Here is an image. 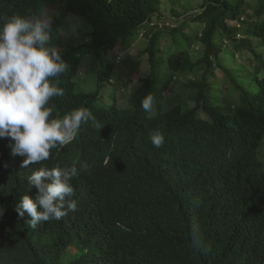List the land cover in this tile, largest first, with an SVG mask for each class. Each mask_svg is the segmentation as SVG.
I'll return each mask as SVG.
<instances>
[{
	"label": "trees",
	"instance_id": "trees-1",
	"mask_svg": "<svg viewBox=\"0 0 264 264\" xmlns=\"http://www.w3.org/2000/svg\"><path fill=\"white\" fill-rule=\"evenodd\" d=\"M188 1L67 0V7L54 16L56 23L67 11L87 17L93 31L91 41L77 47L80 53L84 45L95 50H114L119 45L128 54L136 31L139 35L143 29L142 38L149 44L134 50L138 56L148 57L152 70L212 69L209 55L218 51L215 39L232 34L227 21L237 17L245 1L203 0L202 12H190L199 0ZM254 2L258 13H264V0ZM190 22L204 27L196 28ZM165 35L177 47L167 60H161ZM195 43L204 46L197 60L190 51ZM118 57L107 59L99 81L113 79L121 71L132 82L138 59ZM140 82L130 96V107L118 112L112 106L106 116V123L118 116L115 123L123 132L121 155L131 164L112 174L115 186L128 191L116 205L120 224L114 229L110 215L93 212L89 196L73 183L77 210L32 229L30 217H20L16 206L25 195L35 199L37 190L28 177L41 167L51 169L50 165L41 161L24 168L25 157L13 156L9 146L0 144V211L4 210L0 216V264H264V165L256 156L264 137V99L247 94L242 98L246 105L234 108L224 97L207 110V118L199 115L203 106L189 109L178 104L174 107L177 112L159 107L157 116L151 118L141 108L149 78ZM64 85L72 96L74 82L68 78ZM203 97L198 95L195 101L199 103ZM153 112L154 108L148 113ZM146 125L177 128L163 130L168 136L180 134L185 152L181 142L154 147ZM234 128L241 132L242 143L228 131ZM54 161L64 167L74 163L63 155ZM78 181L94 185L100 183V177L92 173ZM107 230L111 240L99 241Z\"/></svg>",
	"mask_w": 264,
	"mask_h": 264
},
{
	"label": "clouds",
	"instance_id": "clouds-1",
	"mask_svg": "<svg viewBox=\"0 0 264 264\" xmlns=\"http://www.w3.org/2000/svg\"><path fill=\"white\" fill-rule=\"evenodd\" d=\"M244 1L237 17L227 21L233 28L232 34L218 35L215 39L218 51L209 55L212 69L202 66L169 73L162 67L152 70L148 57L135 54L139 61L136 74L148 75L143 74L133 90L125 92L123 86L129 87V83L119 71L115 78L100 81V90L92 93L85 85L87 71H81L91 58L88 61L83 54L86 49L93 57H99L103 49L84 45L81 53L77 51L79 45L91 41L93 27L87 17L79 11H67L61 22L56 23L54 14L67 7V0H0V144L9 146L13 156L25 157L24 168L41 161L51 168L41 167L32 172L28 182L37 190L35 199L25 195L16 206L20 217L25 214L30 217L28 223L32 229L40 222L59 221L77 210L72 183L89 196L93 212L110 215L109 224L113 229L120 224L116 205L128 191L115 186L112 174L125 171L131 164L121 155L123 132L121 125L115 123L118 116L109 123L106 116L112 106L118 112L130 107V96L142 85L141 78H149V90L142 97L141 108L151 118L157 116L159 107L170 112L176 111L174 107L178 104L189 109L203 106L198 110L199 115L207 118V110L224 97L234 108L246 105L242 98L247 94H259L264 99V13H258L254 0ZM200 2L202 5L204 1L199 0L190 12H202ZM142 35L143 29L139 36ZM165 37L168 36L161 39V60H167L177 47L171 39L172 47L167 52V46L162 43ZM201 46L197 51L193 47L190 50L195 60L203 55L204 46ZM104 51L118 54L117 60L130 55L119 45ZM144 58L147 65L143 63ZM234 58L238 60L237 66ZM245 59L246 65L242 63ZM106 62L101 61L99 72ZM188 73H200L201 77L193 79L191 85L197 91L196 97H204L199 103L195 97L191 107L182 100L169 106L167 93L174 88L176 80ZM68 78L74 82L72 96L64 85ZM96 100L101 103H95ZM153 108L154 112L149 114ZM222 109L227 111L226 107ZM167 128L177 129L147 125L144 129H150V143L154 147L181 142L185 152V139L175 132L166 135L163 129ZM228 131L242 143L238 128ZM137 134L141 144V136ZM59 155L74 163L65 167L56 163L54 159ZM92 173L100 177V183L90 185L78 181L79 177ZM3 213L4 210L0 211V216ZM98 240L110 241L109 231Z\"/></svg>",
	"mask_w": 264,
	"mask_h": 264
},
{
	"label": "rangeland",
	"instance_id": "rangeland-1",
	"mask_svg": "<svg viewBox=\"0 0 264 264\" xmlns=\"http://www.w3.org/2000/svg\"><path fill=\"white\" fill-rule=\"evenodd\" d=\"M188 2H191V0H189ZM199 5L201 6V2L199 3ZM189 16L190 14L184 16L183 18H186ZM157 17L158 16L153 17V20ZM190 25L196 28H201V29L203 28V25L198 22H190ZM82 35H84V33H82ZM134 38L136 39V41L134 42V49L136 50L147 47V45L149 44L147 39H143L141 36L138 35V31H136V36ZM171 39L172 38L168 36L162 40L163 45L167 46L166 47L167 52L170 51L172 47ZM193 48L195 49V51H197L198 49L202 48V46L199 43H195ZM134 49L129 52L131 56H135V54H138L135 52ZM113 56H114L113 52H109L106 54L105 51L102 50L100 52L99 57L98 56L93 57L91 53H87L86 49L84 50L83 57L88 58V61L91 58V61L88 62L87 67H83V69H81V71H84V72L87 71V74H85L84 78H85L86 89L88 92L96 93L97 91L100 90L99 68H100L101 61L102 60L106 61L107 59H111ZM233 62L237 66L238 60L234 58ZM143 63L144 65H147L145 58L143 59ZM242 63L246 65L248 63V60L245 59L242 61ZM143 74L145 76L148 75V73L146 72L145 73L140 72L138 74H135L133 76L132 82L129 83V87L123 86V88L125 89V92H129L133 90L134 86L139 82V79ZM200 77H201L200 73H188V74H184V77L176 80L174 82V88L170 92L167 93L169 99L166 102L168 103V105L169 106L175 105L179 100H182V101H187L189 103L188 107H191L193 105L194 98L197 95V91L192 88L191 84H192L193 79H198ZM95 103H101V102L96 100ZM258 157L263 162V165H264V139H263L262 146L259 150Z\"/></svg>",
	"mask_w": 264,
	"mask_h": 264
}]
</instances>
